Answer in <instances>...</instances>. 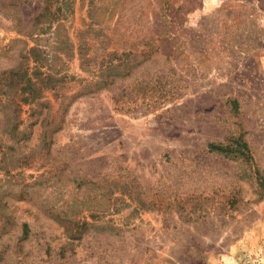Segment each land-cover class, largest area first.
I'll use <instances>...</instances> for the list:
<instances>
[{"label": "rangeland", "instance_id": "obj_1", "mask_svg": "<svg viewBox=\"0 0 264 264\" xmlns=\"http://www.w3.org/2000/svg\"><path fill=\"white\" fill-rule=\"evenodd\" d=\"M23 72L53 89L0 95V264H264V0H0Z\"/></svg>", "mask_w": 264, "mask_h": 264}, {"label": "trees", "instance_id": "obj_2", "mask_svg": "<svg viewBox=\"0 0 264 264\" xmlns=\"http://www.w3.org/2000/svg\"><path fill=\"white\" fill-rule=\"evenodd\" d=\"M96 26H98L99 29L101 28L98 23L91 22L90 24L86 25L87 31L92 30ZM93 31H96V30H93ZM83 35L85 36V34L83 32H80V42H81L80 44H82L81 45L82 46L81 50L87 48V46H88V44L86 43L87 38L86 37H82ZM101 39H102V41H100V42L107 41L106 43L107 44L109 43L108 39H106V38H101ZM81 50H80L81 57H87L88 53L85 52V51H83V53H81ZM31 52L33 53V56H34V59H35L36 63H38L39 59L35 56L37 50L36 49H31ZM132 52H133L132 50H129L127 52H123L122 57L125 56V58H126L127 56L129 57L130 55L133 56ZM125 58H124V60H125ZM123 61H120L118 66L124 65ZM116 68L117 67H115V69ZM37 74H41L42 75V73H37ZM9 75H10V77L12 76V78L9 79V82H8V84L5 87L2 86L0 88V95L9 96L10 93H13V95H21L23 93H26V96L23 99V103L27 104V105H30V106L32 105L31 109L34 112H35V108H37L38 106H42L43 105L42 101H41V92L44 91L45 89H50V90L53 89L51 86L50 87L48 86L49 82H46V83L44 82L45 78L44 79L43 78H38L36 81H34V79H32L31 77H26V72H23L22 78H15L16 79L15 80L14 77L17 76V73H10ZM47 77H49V76H47ZM46 80H48V79L46 78ZM102 83H103V85H105V82H102ZM87 86H89V85H86V87L82 86L80 88V92L83 91L84 89H88ZM84 93L85 92L78 93V94L83 95ZM235 145H236L235 148H230L229 146L223 147L222 145H214V144H210L208 147H209L210 151H215L217 153H222L225 156L229 155L231 153H235V155H237V156H235V158L238 157V156H242V157H246L247 159H251L249 151H248L247 144L245 142L237 141L235 143ZM22 231L24 232V234L26 232H28V225L27 224H25V223L22 224Z\"/></svg>", "mask_w": 264, "mask_h": 264}]
</instances>
